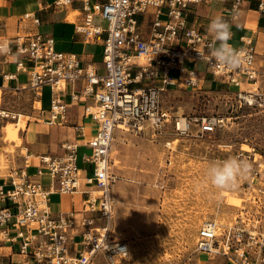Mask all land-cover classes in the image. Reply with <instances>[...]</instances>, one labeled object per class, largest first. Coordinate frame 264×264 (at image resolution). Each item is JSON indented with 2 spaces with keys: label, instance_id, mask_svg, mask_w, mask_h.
Instances as JSON below:
<instances>
[{
  "label": "built area",
  "instance_id": "obj_1",
  "mask_svg": "<svg viewBox=\"0 0 264 264\" xmlns=\"http://www.w3.org/2000/svg\"><path fill=\"white\" fill-rule=\"evenodd\" d=\"M74 1L84 11V23L92 26L77 29L87 34L105 32L102 73L90 65L83 67L78 54L56 50L50 34L35 32L26 38L16 37V53L22 56L16 60L17 68L28 71L29 86L35 94L40 95L43 86L49 88L50 108L44 117L47 124L63 119L65 104L59 93L66 84L72 85L80 78L84 79L82 94L91 96L98 108L90 111L85 107V115L96 123L92 135L85 136L80 124L74 127L82 144L66 141L62 152L38 156L39 165L33 176L24 168L12 170L6 176L8 185H0V200L7 203L0 209V226L12 219L16 237L20 238L18 253L24 259L22 264H90L98 253L108 262H114L115 257L126 255L127 243L114 240L110 228L113 199L108 153L111 142L118 130L146 132L151 136L162 132L170 122L174 131L175 127L185 131L189 122L172 117L161 105L160 96L169 85L198 87L197 61H203L206 70L221 82L237 86L240 100L264 110V86L255 92L239 88L243 80L261 79L264 83V64L256 63L258 52L250 37H242L241 43L234 47L243 49L250 57L240 68H226L201 58L200 54L209 52L212 36L190 24L188 15L197 7L223 0H95L92 8L90 0H54V4ZM239 2L234 0L231 10H236ZM258 9L264 11V0H259ZM93 14L106 20L104 28L91 24ZM24 16L38 22L31 13ZM183 59L192 61V68H185ZM170 70H176L177 76L172 77ZM157 78L160 85L155 83ZM12 113L0 108V117H11L17 122ZM27 116L26 124L32 118H40V112ZM215 124L214 118L203 120L200 128L202 132L212 131ZM79 146L89 149L81 156L83 165L89 166V173L85 167L78 166ZM245 152L238 150L234 156L251 161V182L253 179L264 182V160H257L254 154L250 158ZM43 175L47 176L46 183ZM81 184L96 186L100 194L94 197L86 190L79 210L51 211L52 193L81 192L78 188ZM259 186L258 195L251 199L264 202V186ZM255 214L242 210L236 215L235 223L219 234L215 220H203L197 230L195 251L208 260L221 256L224 264H264V221L261 223L264 212ZM248 221L252 223L249 225Z\"/></svg>",
  "mask_w": 264,
  "mask_h": 264
},
{
  "label": "rangeland",
  "instance_id": "obj_2",
  "mask_svg": "<svg viewBox=\"0 0 264 264\" xmlns=\"http://www.w3.org/2000/svg\"><path fill=\"white\" fill-rule=\"evenodd\" d=\"M94 1L90 0L91 8ZM93 22L106 25L99 15ZM184 66L191 67L192 63L186 60ZM251 82L243 80L239 88L257 91L264 86L261 79L253 85ZM237 91V86L223 83L218 77L212 83L200 82L198 87H168L161 92V105L175 119L189 122L185 131L176 127L174 131L170 122L162 132L151 136L146 132H115L114 148L111 145L109 153L113 199L110 228L112 238L126 242L128 251L121 258L115 257L114 262L98 253L90 264H184L197 256L208 260L195 251L197 230L203 220H215L219 234L233 225L236 215L244 209L255 216L264 212V202L251 199L258 195L259 185L264 186V182H251L248 177L239 182L237 189L224 192L203 185L211 161L234 156L238 150L247 151L250 158L254 154L257 160H264V110L240 100ZM48 97L45 88L46 103ZM4 98H15L10 101L12 104L33 102L30 111L9 104L7 107L0 90V108L20 114L16 115L17 122L11 117H0V153L21 158L25 153L21 130H25L27 114L39 113L38 95L32 89L25 98L16 94ZM213 118L214 129L202 132L201 122ZM88 152V148L78 150L79 167L89 169L81 161L82 154ZM78 188L91 191L94 197L100 194L96 186L81 184ZM49 205L53 211L58 209V197L52 196ZM217 260L223 259H209L211 263Z\"/></svg>",
  "mask_w": 264,
  "mask_h": 264
},
{
  "label": "crops",
  "instance_id": "obj_3",
  "mask_svg": "<svg viewBox=\"0 0 264 264\" xmlns=\"http://www.w3.org/2000/svg\"><path fill=\"white\" fill-rule=\"evenodd\" d=\"M233 1H212L209 4L197 7L193 13L188 15V22L208 32V25L211 20L216 16H222L231 24L232 37L229 43L235 47L241 43L242 37H250L255 42L258 52L256 63L262 65L264 64V11L258 9L259 0H240L236 10H231ZM71 10H75L77 14ZM25 13H31L38 19V22L35 23L33 17H25ZM95 16L96 14L92 15L91 24L104 28L105 26L93 22ZM79 26H85V23L84 11L77 1L71 4L58 5L54 4V0H0V43L7 46V51L0 52V90L2 91L3 101L6 99L4 98L5 95L9 94H16L18 97L24 96L25 98L33 89L29 86L28 71H23L16 66V60L22 57L16 53L17 36L26 38L35 32L50 34L54 38V48L56 50L74 52L79 55L83 67L90 65L98 73H102V40L105 37V32L87 34L85 31L78 30L77 27ZM186 60L190 61L183 59V66ZM190 62L193 66V62ZM195 65L198 69L197 75L200 77L199 83H212L214 81V76L206 70L203 61H197ZM192 66H185V68L190 69ZM169 73L172 77L177 76L176 70H170ZM155 83L160 85V79H155ZM83 84L84 79L80 78L72 85H65L59 93L60 99L65 104L63 119L57 118L53 124H47L44 118L49 113L50 91L47 86L41 87L37 99L38 106H40V118H32L31 121L27 122L25 130H21L25 153H20L21 158L15 157L16 159L7 153H0V185H8V177L6 176L12 170L24 168L27 173L33 176L36 167L39 165L38 156L40 154L60 153L63 150L62 144L66 141H77L82 144L83 140L78 139L76 136L75 125L80 124L83 126L85 136L92 135L95 132L96 123L85 115V107L97 105L91 96L82 94ZM168 87H175V85L166 86L165 89ZM45 88L48 89L49 93L47 103L44 101ZM14 99L8 98L6 102L4 101V104L7 107H10L8 104L14 107L17 106L19 109L26 111L32 109L33 102L23 101L20 104L15 102L12 104L10 101H15ZM116 139H119V137ZM112 141L115 142V135ZM80 148L86 147L79 146L78 150ZM114 158L113 161L116 160V157ZM85 172L89 173V169L86 168ZM42 180L46 183L47 176L43 175ZM85 191L86 189L72 194L52 193L49 201L52 196L58 197L59 208L55 211L50 208L51 211L56 213L79 210L82 199L86 197ZM6 205V202L0 200V209ZM11 223L12 219L0 226V264H22L24 262L22 255L18 253L20 238L16 237L17 229ZM204 259L200 260V257L197 256L194 261H188L184 264H202L205 262L208 264H224L223 260L211 263L209 260Z\"/></svg>",
  "mask_w": 264,
  "mask_h": 264
},
{
  "label": "clouds",
  "instance_id": "obj_4",
  "mask_svg": "<svg viewBox=\"0 0 264 264\" xmlns=\"http://www.w3.org/2000/svg\"><path fill=\"white\" fill-rule=\"evenodd\" d=\"M212 36L207 55L200 54L202 59L237 69L250 60L243 49H236L229 43L232 37L231 24L222 16L214 17L208 25ZM7 51V46L0 43V52ZM252 171L251 163L238 156L214 160L208 163L203 185L211 186L219 192L235 190L241 180H246Z\"/></svg>",
  "mask_w": 264,
  "mask_h": 264
},
{
  "label": "bare ground",
  "instance_id": "obj_5",
  "mask_svg": "<svg viewBox=\"0 0 264 264\" xmlns=\"http://www.w3.org/2000/svg\"><path fill=\"white\" fill-rule=\"evenodd\" d=\"M82 28H84V29H86V28H92V26L89 24V22H87L86 24H85V26H81ZM94 27V26H93ZM257 82V81H256ZM251 84L253 85V84H255V82H251ZM63 86V84H61V86L60 87H62ZM39 89V88H38ZM254 89H241V91H245V92H255V91H253ZM39 93V92H38ZM245 96H247V95H245ZM248 98H249V96H247ZM95 107H97V106H88V109L90 110V111H93V110H91V109H93V108H95ZM91 108V109H90ZM6 113V112H5ZM12 115L13 116H19L20 114H13L12 113ZM111 145H112V142H111ZM110 151H111V147H110V149H109V153H110ZM109 153H108V156H109ZM241 199L239 198V201H240ZM242 214V213H241ZM206 220V219H205ZM216 233L218 234V230L216 231Z\"/></svg>",
  "mask_w": 264,
  "mask_h": 264
}]
</instances>
